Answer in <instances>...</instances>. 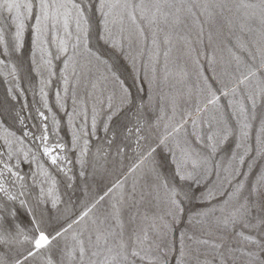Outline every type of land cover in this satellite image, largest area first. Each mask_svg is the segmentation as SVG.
Masks as SVG:
<instances>
[{"label":"snow or ice","instance_id":"snow-or-ice-1","mask_svg":"<svg viewBox=\"0 0 264 264\" xmlns=\"http://www.w3.org/2000/svg\"><path fill=\"white\" fill-rule=\"evenodd\" d=\"M90 11L99 18L102 30L98 39L122 55L134 37L142 39L150 52L153 73L160 65L161 56L166 65L174 50L192 44L187 31L189 20L199 25L197 40L201 45L205 25L211 27L218 23L221 31L227 29L229 37L238 27L241 33H256L260 39L232 41L234 47H229V51L236 62L234 71L240 73V77L231 87L223 83L214 89L210 80L215 77H202L203 88L198 86V91L207 95L203 107L199 100L195 102V118L192 86L178 81L181 87L177 89V97L172 98L171 115L164 107L151 122L138 114L133 124L117 133L112 124L121 109L113 105L111 95L105 97L108 78L94 75L91 62L81 65L79 60L82 53H87L98 63L107 64L91 47ZM5 12L7 20L3 19ZM226 12L231 15H225ZM33 18L34 52L41 53L50 79L56 75L52 70L53 61L62 60L60 79L64 91L67 93L69 87L73 89V111L66 115L70 125L78 118L81 122L73 126L72 147H78L83 141L86 150L87 137L96 135L97 122L101 120L109 147L118 134L122 137L123 146H118L116 155H123L130 143L138 159L102 195L90 203L84 202L75 218L69 215L49 230L26 200L20 198L24 191L16 194L12 190L17 182L23 189L25 177L10 163L15 153L12 142L6 141V150L0 152V194L11 202L19 200L31 217V227L25 229L15 222V209L5 214L0 207V264H29L37 258H43L44 264H171L173 257L176 264H191L192 261L195 264H264V174H258L249 186L243 178L249 173L242 170L245 163L252 168L254 161L264 160V127L258 129L260 147L255 150V156H250L254 150L248 143V130L253 122L260 120L264 125V113L257 111L258 105L264 102V87H261L264 84V0H232L231 3L229 0H0V55L21 53L26 22ZM254 23L259 27H254ZM6 25L14 28L11 43L6 38ZM51 48L55 49L54 53ZM152 49H155L154 56ZM189 50L195 51L190 47ZM5 63L0 59V65ZM136 64L134 59V68ZM140 64L144 65L145 61L141 59ZM241 66L246 74L240 72ZM69 68L74 77L71 81L67 75ZM108 70L111 71L110 66ZM81 81L85 89L91 91L82 96L78 104L76 88ZM41 91L43 93V89ZM97 95L98 104L95 102ZM57 97L60 98L59 92ZM222 97H230L226 109L219 105ZM88 98L94 100L91 131ZM178 98L187 106L185 109L180 108ZM209 106H215L219 114L201 118ZM44 107H48L47 103ZM38 115L42 121L47 120L44 112ZM109 132L111 137L107 135ZM29 135L31 133L25 130L24 136ZM233 135L237 136V143L231 153L217 159ZM34 139L40 141L43 155L51 165L66 175L71 171L66 167L70 162L62 154L66 146L63 143L49 146L46 123L43 134ZM160 149L167 152L173 167L169 175L155 159ZM28 155L24 153L25 159ZM83 155L84 150L80 158L82 167ZM31 159L35 162V155ZM145 162H150L151 166L136 175ZM37 167L39 175L50 182L47 192L40 188L37 201L46 204L50 198L55 207L61 200L56 194L54 180L42 165ZM80 175H85L83 170ZM129 176L134 177L131 183ZM33 182L36 183L35 173ZM193 201L206 207L189 217L193 222L189 227L199 224V231L217 233L219 242L187 230H181L179 237L176 236V227L184 222L185 205ZM161 204L166 208L162 214ZM25 243L28 247H23ZM199 246L213 250L211 259L207 253L201 259Z\"/></svg>","mask_w":264,"mask_h":264},{"label":"rangeland","instance_id":"rangeland-1","mask_svg":"<svg viewBox=\"0 0 264 264\" xmlns=\"http://www.w3.org/2000/svg\"><path fill=\"white\" fill-rule=\"evenodd\" d=\"M231 2L232 0H229V3ZM217 11L219 10L217 9ZM89 15L92 16L91 47L107 61V64L98 63L93 57H89L87 53H82L79 60L81 65H88L91 62V72L94 75H102L108 78L105 97L111 95L113 105L121 109L112 124L113 130L117 133L125 126L133 124L138 114L151 122L160 115L161 107H164L171 115L172 98L177 97V89L181 87V83H185L187 80L195 84L192 88V100L201 97L202 101L199 102L200 106L203 107L207 93L198 91V86L201 89L203 88L202 77H215V79L210 80L214 89L220 88L223 83H227L231 87L240 77V73L234 71L236 62L233 59L232 52L229 51V47H234L232 41L247 42L260 39L256 33H241L238 27L233 35L229 37L227 29L221 31L218 23L211 27L205 25L203 44L201 45L197 40V34L200 31L199 25L189 20L187 31L192 40L189 47L195 49V51H190L189 47L181 46L178 51H173L166 65L163 56H161L160 65L153 73L152 63L149 60L150 52L142 39L134 37L130 42V47H127L125 54L122 55L117 49L98 39L102 30L99 18L91 11ZM225 15H231V13L226 12ZM7 18L8 13L5 12L3 19L7 20ZM217 19L219 20V17ZM33 23L34 18L26 22L22 36L21 53L12 52L9 56L0 55V59L6 61L4 65H0V152L6 150V141L12 142L11 147L15 155L10 163L15 165V170L25 177L23 181L24 188L21 189L20 182H17L12 190L16 194L22 190L24 191V196L20 198L26 200L27 205L35 211L36 216L44 221V226L51 230L67 216L71 215L72 218H75V215H78L82 210L84 202L90 203L93 199L102 195L116 179L127 172L128 168L136 162L138 156L132 150L130 143L128 150L123 155H116L118 146H123L122 137L118 134L114 143L109 147L101 120L97 122L96 135L87 137L89 143L86 150L83 141L80 142L78 147H72L73 126H78L81 122V119L78 118L70 125L69 117L66 115V112L73 111V89L69 87L67 93L64 91V85L60 79V69L63 67L62 60L53 61L52 70L56 75L51 79L49 78L48 70L41 61V53L39 51L34 52L32 43ZM253 26L259 27V24L254 23ZM209 33H211V37H209ZM13 35L14 28L6 25V38L10 43L13 40ZM128 43L126 41V44ZM50 51L54 53L55 49L51 48ZM151 55H155V49H152ZM177 56L179 57L178 60ZM134 59L137 62L135 68L133 67ZM141 59L145 61L144 65L140 64ZM209 59L212 61L211 64H209ZM108 66L111 67V71L108 70ZM13 68L15 69L14 75ZM240 72L246 74V69L241 66ZM166 74L167 79H165ZM67 75L70 81L74 79L71 68L68 69ZM178 81L181 83H178ZM10 88L12 92H9ZM252 88L253 90L256 89L255 83L252 84ZM240 89L243 91L244 86L241 85ZM88 91H91V89L86 90L83 81H81L76 88L78 104H80V98L86 96ZM57 92L60 93L59 99ZM229 99L230 97H222L219 105L226 109ZM181 100L178 98L177 102L179 101L181 109H185L187 106ZM86 102L89 114V131H91V108L94 100L88 98ZM95 102L97 104L99 102L98 95L95 97ZM45 103L48 105L47 108L44 107ZM80 108H83L82 104ZM194 108L195 101L192 104L195 118ZM210 109L211 116L219 114L215 106H209L207 112L201 114V118L207 117ZM40 111L44 112L47 117L46 121H42L38 115ZM257 111L264 113V102L258 105ZM54 120L58 123H54ZM45 123L49 133V146L51 147L56 143H63L66 146V150L62 154L70 162L66 164V167L71 170L67 175L49 163L48 158L43 155L40 141L34 139V137L43 134ZM232 123L234 126L235 121ZM261 127H264V125L261 124L260 120H256L253 122V127L248 130V143L254 150L250 153V156H255V150L260 147L257 136L259 135L258 129ZM162 129L163 124H161ZM25 130L31 135L25 137ZM107 135L111 137L112 133L109 132ZM236 143L237 136H231L227 142V147L217 159L229 155ZM82 150H84L83 167L80 163ZM25 152L29 154L27 159L24 157ZM33 155L36 157L35 162L31 159ZM155 159L162 166V170L166 175L171 174L173 167L164 149L158 150ZM17 160L20 162L17 163ZM37 165H42L54 180L56 194L60 196L61 200L55 207H53L50 198L46 204L37 201L40 188L43 187L47 192L50 186V182L44 176L39 175ZM253 165L252 168H249L248 164L245 163L242 168L243 171L249 173L248 177H243L248 181L249 186L258 178V174H264V160L257 159L253 162ZM150 166V162H145L143 169L138 171L136 175H140L141 171H145ZM82 170L85 173L84 176L80 175ZM34 173L36 174L35 184L33 182ZM133 178L129 176V183ZM41 181H43L42 184ZM141 182L143 183V181ZM69 184L72 186L69 187ZM0 207L4 208L5 214L15 209V222L25 229H30L31 217L26 209L20 206L19 200L11 202L0 194ZM205 207L206 205H200L196 201L185 205L184 222L180 223L175 229L177 237H179L181 230H187L189 233L195 232L197 236L219 242L217 233L208 234L199 231L198 229L201 227L199 224L189 227L193 223L189 220V217ZM164 211H166V208L161 204V214ZM169 235H171V231ZM189 244L191 245V242ZM191 246L195 247V245ZM23 247H28V244L25 243ZM199 249L201 259H204V253H207L208 258L211 259L212 249L207 248V246H199ZM179 251V240H177V254H179ZM29 264H44V259L37 258L30 261ZM171 264H176L174 257L171 259ZM191 264H195V262L192 261Z\"/></svg>","mask_w":264,"mask_h":264},{"label":"bare ground","instance_id":"bare-ground-1","mask_svg":"<svg viewBox=\"0 0 264 264\" xmlns=\"http://www.w3.org/2000/svg\"><path fill=\"white\" fill-rule=\"evenodd\" d=\"M185 83L188 84V85H191L192 88L195 86V84H193L190 80H187ZM261 87H264V84H261ZM197 100L202 101V98H201V97H198V98H196V100H194V101L196 102ZM181 101H182V100H181ZM194 101L192 100V104H193ZM178 102H179V101H178ZM207 117H211V109H210V113L207 114Z\"/></svg>","mask_w":264,"mask_h":264}]
</instances>
